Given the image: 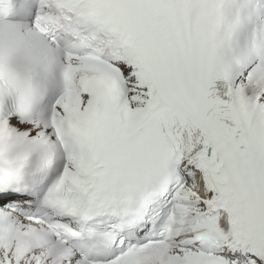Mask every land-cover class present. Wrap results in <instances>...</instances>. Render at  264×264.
<instances>
[{"label": "snow or ice", "instance_id": "obj_1", "mask_svg": "<svg viewBox=\"0 0 264 264\" xmlns=\"http://www.w3.org/2000/svg\"><path fill=\"white\" fill-rule=\"evenodd\" d=\"M0 264H264V0H0Z\"/></svg>", "mask_w": 264, "mask_h": 264}]
</instances>
